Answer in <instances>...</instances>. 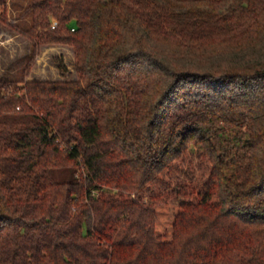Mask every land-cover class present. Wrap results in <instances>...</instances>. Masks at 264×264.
I'll return each instance as SVG.
<instances>
[{
	"label": "trees",
	"instance_id": "trees-1",
	"mask_svg": "<svg viewBox=\"0 0 264 264\" xmlns=\"http://www.w3.org/2000/svg\"><path fill=\"white\" fill-rule=\"evenodd\" d=\"M27 11L23 76L0 79V264H264V0ZM50 45L76 79H27Z\"/></svg>",
	"mask_w": 264,
	"mask_h": 264
},
{
	"label": "rangeland",
	"instance_id": "rangeland-1",
	"mask_svg": "<svg viewBox=\"0 0 264 264\" xmlns=\"http://www.w3.org/2000/svg\"><path fill=\"white\" fill-rule=\"evenodd\" d=\"M31 0H6L7 23L0 25V79L20 80L31 54V42L24 32L32 24L27 7ZM60 65L66 66L62 72ZM74 52L64 45L41 48L40 55L27 79L71 80L76 79Z\"/></svg>",
	"mask_w": 264,
	"mask_h": 264
},
{
	"label": "built area",
	"instance_id": "built-area-1",
	"mask_svg": "<svg viewBox=\"0 0 264 264\" xmlns=\"http://www.w3.org/2000/svg\"><path fill=\"white\" fill-rule=\"evenodd\" d=\"M57 24H58V21H57V20H54V21L52 22V27L54 28Z\"/></svg>",
	"mask_w": 264,
	"mask_h": 264
}]
</instances>
